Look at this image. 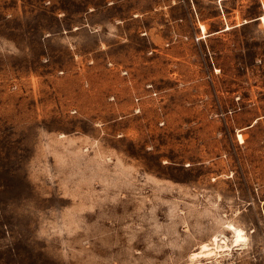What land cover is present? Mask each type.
I'll use <instances>...</instances> for the list:
<instances>
[{
	"label": "rangeland",
	"instance_id": "obj_1",
	"mask_svg": "<svg viewBox=\"0 0 264 264\" xmlns=\"http://www.w3.org/2000/svg\"><path fill=\"white\" fill-rule=\"evenodd\" d=\"M261 15L0 0V264H264Z\"/></svg>",
	"mask_w": 264,
	"mask_h": 264
},
{
	"label": "bare ground",
	"instance_id": "obj_2",
	"mask_svg": "<svg viewBox=\"0 0 264 264\" xmlns=\"http://www.w3.org/2000/svg\"><path fill=\"white\" fill-rule=\"evenodd\" d=\"M261 17L264 19V15H261ZM262 20V19H261ZM262 22L264 23V21L262 20ZM239 138L241 140H243V136L241 134H239ZM245 240V231L242 228H238L236 230V234H235V238H234V242L235 244H240ZM223 248L228 249L229 244L226 242V238L224 237V244L222 245H217ZM216 251V250H215ZM212 252L214 253V250L212 249V247L208 246V244H204L202 246V250L200 252L197 253H193L192 256L196 257V256H208L210 254H212Z\"/></svg>",
	"mask_w": 264,
	"mask_h": 264
}]
</instances>
